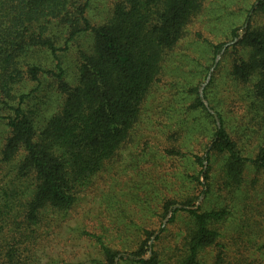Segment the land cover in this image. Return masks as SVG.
<instances>
[{
    "label": "trees",
    "instance_id": "obj_1",
    "mask_svg": "<svg viewBox=\"0 0 264 264\" xmlns=\"http://www.w3.org/2000/svg\"><path fill=\"white\" fill-rule=\"evenodd\" d=\"M88 1L0 0V123L7 127L0 138V165L12 177L1 190L5 207L13 200L20 206L15 215L21 224L19 239L30 236L44 211L72 210L81 189L130 141L164 57L202 4V0H117L109 17L95 27L87 18ZM245 14L240 29L231 31L229 43L214 45L213 54L221 56L216 66L223 56L232 58L229 75L244 87L264 124V0H255ZM83 34L92 36L91 47L76 52L69 83L61 53ZM48 60L50 67L44 65ZM202 94L197 91L195 106L206 112L213 132L204 156H195L202 170L208 165L202 171L204 183L198 177L196 182L204 193L209 190V164L218 155L227 189H238L250 166L263 176L264 195V133L251 155L243 156L234 136L238 130H229L219 113H209L201 103ZM248 116L255 120L251 113ZM191 201H185L186 207H176L175 202L164 205L169 222L179 211L190 218L179 264H199L200 253L217 240L212 225L228 215L194 208ZM3 226L0 223V235ZM22 241L18 247L0 245V264H24ZM99 247L101 264L161 263L146 243L127 254L101 243Z\"/></svg>",
    "mask_w": 264,
    "mask_h": 264
},
{
    "label": "rangeland",
    "instance_id": "obj_2",
    "mask_svg": "<svg viewBox=\"0 0 264 264\" xmlns=\"http://www.w3.org/2000/svg\"><path fill=\"white\" fill-rule=\"evenodd\" d=\"M116 1L89 0L86 14L90 25L99 26L108 18ZM254 1L202 0L180 41L164 57L130 141L81 189L72 210L66 214L44 211L30 236L20 238V249L26 247L21 258L24 264H101L100 243L121 254L146 243L159 256L160 264H179L190 218L179 211L169 222L164 205L175 202L176 207H186L188 199L194 208L228 212L212 225L218 237L200 253L199 264H264L262 174L249 166L242 185L227 189L222 182L221 157L214 155L207 180L210 188L204 193L196 177L203 184L202 171L208 165L202 170L195 160V156H204L213 132L206 112L195 106L197 91L203 92L200 100L209 113H219L229 130H238L234 136L243 156L251 155L263 137L264 124L244 87L229 75L232 58L223 56L216 66L221 56L213 54L214 45L229 43L231 31L240 29L245 11ZM91 43L92 36L83 34L69 44L68 52L61 53L69 83L75 74L76 52L88 51ZM44 65L52 64L48 60ZM6 134L7 127L0 123V138ZM11 179L0 165V223L4 225L0 245L18 247L21 224L15 215L20 206L13 200L5 207L1 190Z\"/></svg>",
    "mask_w": 264,
    "mask_h": 264
}]
</instances>
